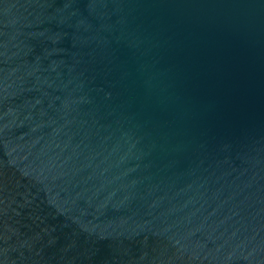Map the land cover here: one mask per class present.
<instances>
[{"label": "water", "instance_id": "1", "mask_svg": "<svg viewBox=\"0 0 264 264\" xmlns=\"http://www.w3.org/2000/svg\"><path fill=\"white\" fill-rule=\"evenodd\" d=\"M0 264H264V0H0Z\"/></svg>", "mask_w": 264, "mask_h": 264}]
</instances>
